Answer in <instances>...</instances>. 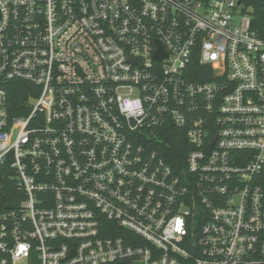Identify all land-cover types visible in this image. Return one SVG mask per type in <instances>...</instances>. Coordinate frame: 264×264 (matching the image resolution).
I'll list each match as a JSON object with an SVG mask.
<instances>
[{"label": "built area", "instance_id": "obj_1", "mask_svg": "<svg viewBox=\"0 0 264 264\" xmlns=\"http://www.w3.org/2000/svg\"><path fill=\"white\" fill-rule=\"evenodd\" d=\"M251 13L0 0V264H264ZM174 134L183 165L162 151Z\"/></svg>", "mask_w": 264, "mask_h": 264}, {"label": "trees", "instance_id": "obj_2", "mask_svg": "<svg viewBox=\"0 0 264 264\" xmlns=\"http://www.w3.org/2000/svg\"><path fill=\"white\" fill-rule=\"evenodd\" d=\"M247 8H252L251 16L253 17V28L255 29L259 38L264 40V0H242ZM197 67L194 66L193 70ZM21 88H17L14 92V97L17 102L25 95V88L29 86L21 84ZM168 145H163L162 151L169 154V156L175 157V165H183L185 160V148L184 142L178 138V134H174V137H170V140H166Z\"/></svg>", "mask_w": 264, "mask_h": 264}]
</instances>
